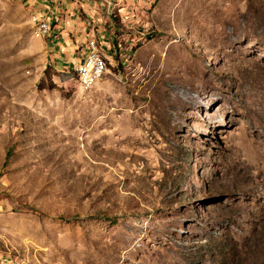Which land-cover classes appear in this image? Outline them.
I'll list each match as a JSON object with an SVG mask.
<instances>
[{
	"label": "rangeland",
	"instance_id": "rangeland-1",
	"mask_svg": "<svg viewBox=\"0 0 264 264\" xmlns=\"http://www.w3.org/2000/svg\"><path fill=\"white\" fill-rule=\"evenodd\" d=\"M128 1L85 89L0 0V264H264V0Z\"/></svg>",
	"mask_w": 264,
	"mask_h": 264
},
{
	"label": "crops",
	"instance_id": "crops-1",
	"mask_svg": "<svg viewBox=\"0 0 264 264\" xmlns=\"http://www.w3.org/2000/svg\"><path fill=\"white\" fill-rule=\"evenodd\" d=\"M122 1L128 0H40L37 9L49 27L48 43L59 54L73 56L69 62L76 66L86 56L89 43L96 41L93 39H104L99 28L105 14ZM33 2L36 0H29Z\"/></svg>",
	"mask_w": 264,
	"mask_h": 264
},
{
	"label": "bare ground",
	"instance_id": "bare-ground-1",
	"mask_svg": "<svg viewBox=\"0 0 264 264\" xmlns=\"http://www.w3.org/2000/svg\"><path fill=\"white\" fill-rule=\"evenodd\" d=\"M43 24H46V22L41 21L39 29L41 33L47 37V35L49 34V29L43 27ZM94 44L93 42L89 43L88 51L84 60H82L75 69V76L79 82V85H81L85 89L92 88L97 81L101 80L106 72V55L101 51V48L97 42H94ZM94 63L98 67V72H85L82 70L90 67Z\"/></svg>",
	"mask_w": 264,
	"mask_h": 264
},
{
	"label": "built area",
	"instance_id": "built-area-1",
	"mask_svg": "<svg viewBox=\"0 0 264 264\" xmlns=\"http://www.w3.org/2000/svg\"><path fill=\"white\" fill-rule=\"evenodd\" d=\"M43 27H46V28L49 29L48 25H46V24H43ZM94 42H95V41H94ZM94 42H93V44H94ZM94 48H95V44H94ZM77 65H78V64H77ZM82 70L85 71V72H98V67H97V65L94 63V64H92L90 67L85 68V69H82Z\"/></svg>",
	"mask_w": 264,
	"mask_h": 264
},
{
	"label": "trees",
	"instance_id": "trees-1",
	"mask_svg": "<svg viewBox=\"0 0 264 264\" xmlns=\"http://www.w3.org/2000/svg\"><path fill=\"white\" fill-rule=\"evenodd\" d=\"M73 74H74V72H73ZM78 81V80H77ZM78 83V82H77ZM7 156H9V153L7 154Z\"/></svg>",
	"mask_w": 264,
	"mask_h": 264
}]
</instances>
